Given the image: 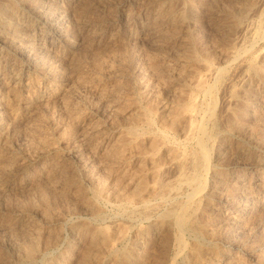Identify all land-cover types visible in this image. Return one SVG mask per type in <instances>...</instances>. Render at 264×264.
<instances>
[{
	"label": "rangeland",
	"instance_id": "1",
	"mask_svg": "<svg viewBox=\"0 0 264 264\" xmlns=\"http://www.w3.org/2000/svg\"><path fill=\"white\" fill-rule=\"evenodd\" d=\"M0 7L1 264H18L34 238L29 264H264V0H1ZM145 105L149 124L139 113ZM187 105L196 118L180 111ZM190 118L210 132V168L198 182L197 231L179 233L160 215L193 187L151 193L140 181L149 187L178 175L177 163L197 147ZM135 124L138 143L117 141Z\"/></svg>",
	"mask_w": 264,
	"mask_h": 264
},
{
	"label": "bare ground",
	"instance_id": "2",
	"mask_svg": "<svg viewBox=\"0 0 264 264\" xmlns=\"http://www.w3.org/2000/svg\"><path fill=\"white\" fill-rule=\"evenodd\" d=\"M1 1V0H0ZM160 1V0H159ZM166 1V0H165ZM168 1V0H167ZM183 2V1H182ZM236 2V1H235ZM189 3V2H188ZM244 3V2H243ZM170 4V3H169ZM191 4V3H190ZM194 4V3H193ZM247 4V3H246ZM173 5V4H172ZM168 7V6H167ZM194 7V6H193ZM256 7V6H255ZM1 8V7H0ZM10 8V7H9ZM17 8V7H16ZM4 9V8H3ZM12 9V8H11ZM189 9V8H188ZM167 10V8L165 9V11ZM168 10H170V8L168 9ZM249 10V9H248ZM158 11V10H157ZM173 11V10H172ZM258 11V10H257ZM161 12V11H160ZM170 11H168V13H169ZM182 12V11H181ZM12 13V12H11ZM235 14V13H234ZM234 14H232V15H234ZM242 14V13H241ZM4 15V14H3ZM163 15V14H162ZM174 15V14H173ZM176 15V14H175ZM189 15V14H188ZM2 16V15H1ZM171 16V15H170ZM177 16H178V14H177ZM5 17V16H4ZM11 17H12V14H11ZM78 17V16H77ZM167 17V16H166ZM182 17V16H181ZM194 17V16H193ZM238 17V16H237ZM246 17V16H245ZM263 18V16H260L259 18ZM6 18V17H5ZM86 18V17H85ZM169 18V17H168ZM171 18V17H170ZM180 18V17H179ZM240 18V17H239ZM259 18H258V20H259ZM261 18V20H263ZM1 17H0V21H1ZM173 19V18H172ZM177 19V18H176ZM171 20V19H170ZM175 20V19H174ZM173 20V21H174ZM2 22V21H1ZM261 22H263V21H261ZM261 22H259V24L261 23ZM3 23V22H2ZM180 23V22H179ZM6 25H11V22H9L8 21V23H5ZM0 25H1V23H0ZM177 25V24H176ZM188 25V24H187ZM253 25V24H252ZM184 26V25H183ZM259 26V25H258ZM257 26V27H258ZM177 27V26H176ZM249 28H250V26H249ZM251 30V29H250ZM259 30V29H258ZM258 30H256V31H258ZM83 31V30H82ZM93 32V31H92ZM100 32V31H99ZM158 32V31H157ZM264 32V31H263ZM66 33V32H65ZM262 32H259V34H261ZM175 34V33H174ZM254 34V33H253ZM264 34V33H263ZM262 34V35H263ZM67 35V34H66ZM261 35V36H262ZM87 36V35H86ZM89 36V35H88ZM173 36V35H172ZM255 36V35H254ZM11 37V36H10ZM167 38V37H166ZM91 39V38H90ZM242 40H244V39H242ZM235 41V40H234ZM40 42V41H39ZM39 42H37L38 44H39ZM89 42V41H88ZM169 42V41H168ZM191 42V41H190ZM36 42H33L32 44H37ZM184 43V42H183ZM255 43V42H254ZM29 44V43H28ZM32 44H31V46H32ZM118 44V46H119V43H117ZM40 45V44H39ZM246 45V44H245ZM70 46V45H69ZM90 46V45H89ZM235 46V45H234ZM241 46L243 47V45L241 44ZM241 47V48H242ZM246 47V46H245ZM253 47V46H252ZM36 48V47H35ZM104 48V47H103ZM237 48H238V46H237ZM236 48V49H237ZM240 48V47H239ZM238 48V49H239ZM249 48V47H248ZM251 48V47H250ZM39 49V48H38ZM89 49H90V47H89ZM261 49V48H260ZM119 50V49H118ZM192 50H194V49H192ZM192 50H190L189 49V51H192ZM244 50H246V49H244ZM251 50V49H250ZM249 50V51H250ZM90 51V50H89ZM120 51V50H119ZM236 51V50H235ZM243 50H239L238 51V53H240V52H242ZM88 52V51H87ZM92 52V51H91ZM188 52V51H187ZM193 52H195V51H193ZM199 52H201V51H199ZM198 51H197V54H200ZM202 53V52H201ZM230 53V52H229ZM86 54V53H85ZM249 54V53H248ZM253 54V53H252ZM262 54V53H261ZM196 55V54H195ZM234 55V54H233ZM191 57V59H194L195 58V56L194 55H190ZM198 56V55H197ZM243 56V55H242ZM245 56V55H244ZM258 56V55H257ZM82 57V56H81ZM183 57V56H182ZM188 57H189V55H188ZM239 57V56H238ZM251 57V56H250ZM253 57V56H252ZM79 58V57H78ZM158 58V57H157ZM197 58H199V57H197ZM233 58H235V57H233ZM246 58V57H245ZM259 58V57H258ZM264 58V57H263ZM145 59V58H144ZM185 59H186V57H185ZM191 59H190V62H191ZM204 59V58H203ZM244 59V58H243ZM196 60V62H197V59H195ZM257 60V59H256ZM261 60V59H260ZM63 61V60H62ZM146 61V60H145ZM194 60H192V62H193ZM205 61V60H204ZM207 61V60H206ZM211 61V60H210ZM246 61H248V60H246ZM251 61V60H250ZM195 62V61H194ZM202 62V61H201ZM208 62H209V60H208ZM208 62H206V63H208ZM235 62V61H234ZM233 62V63H234ZM238 62H240V61H238ZM242 62V61H241ZM240 62V64H242ZM77 63V62H76ZM103 63V62H102ZM197 63H199V62H197ZM203 63V62H202ZM212 63V62H211ZM245 63V62H244ZM71 64V63H70ZM156 64V63H155ZM154 64V65H155ZM246 64V63H245ZM257 64H258V62H257ZM67 65V64H66ZM190 65V64H189ZM196 65V64H195ZM74 66H75V64H74ZM169 66V65H168ZM209 66V65H208ZM207 66V67H208ZM101 67V66H100ZM157 67V66H156ZM155 67V68H156ZM192 67V66H191ZM243 67V66H242ZM263 67V66H262ZM154 68V69H155ZM194 67H192V69H193ZM204 68V67H203ZM247 68L249 69V70H256L257 69V65H255L254 63H252V62H249L248 64H247ZM264 68V67H263ZM120 69V68H119ZM159 69V68H158ZM170 69V68H169ZM190 69V68H189ZM195 69V68H194ZM199 69V68H198ZM259 69V68H258ZM261 70H262V68H260ZM56 70V69H55ZM162 70V69H161ZM185 70V69H184ZM204 70V69H203ZM208 70V69H207ZM209 70H210V68H209ZM221 70V69H220ZM227 70H229V69H227ZM181 71V70H180ZM190 71V70H189ZM188 71V72H189ZM199 71V70H198ZM205 71V70H204ZM218 71V70H217ZM217 71L215 72V73H217ZM223 71H224V69H223ZM92 72V71H91ZM162 72V71H161ZM209 72V71H208ZM211 72V71H210ZM253 72V71H252ZM260 72V71H259ZM258 72V73H259ZM157 73V72H156ZM180 73V72H179ZM183 73V72H182ZM204 73V72H203ZM14 74V73H13ZM190 74V73H189ZM254 74V73H253ZM191 75V74H190ZM203 75V74H202ZM208 75V74H207ZM210 75V74H209ZM217 75H218V77H217V79H214L215 77V75L213 76L214 78V80H216V83H217V81H219L221 78H222V73L221 72H219V74L217 73ZM226 75V74H225ZM252 75V74H251ZM255 75V74H254ZM95 76V75H94ZM161 76V75H160ZM79 77V76H78ZM85 77V76H84ZM87 77V76H86ZM205 77V76H204ZM81 78V77H80ZM83 78V77H82ZM170 78V77H169ZM182 78V77H181ZM185 78V77H184ZM203 78V77H202ZM210 78V77H209ZM212 78V77H211ZM254 78V77H253ZM46 79V78H45ZM179 79V78H178ZM198 79H199V77H198ZM198 79H197V81H198ZM207 79V78H206ZM78 80H80V79H78ZM99 80V79H98ZM77 81V80H76ZM165 81V80H164ZM222 81V80H221ZM85 82V81H84ZM118 82H119V80H118ZM215 82V81H214ZM210 83V82H209ZM251 83V82H250ZM212 84V83H211ZM218 84V83H217ZM8 85V84H7ZM195 85V84H194ZM193 85V86H194ZM213 85V84H212ZM219 85V84H218ZM101 86V85H100ZM103 86V85H102ZM101 86V87H102ZM197 86H198V88L199 89H202V90H206V92L208 91V92H211V87L210 86H207L206 84H205V82L202 80V79H200L199 81H198V84H197ZM196 86V87H197ZM214 86V85H213ZM212 86V87H213ZM246 86V85H245ZM121 87H122V85H121ZM195 87V86H194ZM193 87V88H194ZM208 87V88H207ZM17 88V87H16ZM252 88V87H251ZM196 89V88H195ZM218 89V88H217ZM104 90V89H103ZM114 91V90H113ZM103 92V91H102ZM191 92V91H190ZM205 92V91H204ZM138 93V92H137ZM203 93V92H202ZM212 93V92H211ZM190 94V93H189ZM204 94V93H203ZM208 94V93H207ZM215 94V93H214ZM233 94V93H232ZM17 95V94H16ZM102 95V94H101ZM204 95H206V94H204ZM209 95V94H208ZM104 96V95H103ZM182 96V95H181ZM193 96V95H192ZM199 96V95H198ZM17 97V96H16ZM142 97V96H141ZM196 97V96H195ZM195 97H194V99H195ZM213 97H214V95H213ZM145 98V97H144ZM191 98V97H190ZM231 98V97H230ZM137 99V98H136ZM194 99H192V100H194ZM209 99V98H208ZM214 99V98H213ZM250 100V99H249ZM137 101V100H136ZM190 101V100H189ZM137 102H139V101H137ZM187 102V101H186ZM185 102V103H186ZM193 102H195V103H197L195 100L193 101ZM216 102V101H215ZM145 103V102H144ZM180 103V102H179ZM184 103V102H183ZM195 103H194V105H195ZM140 104V103H139ZM147 104H148V102H147ZM212 104H214V103H212ZM179 105V104H178ZM177 105V106H178ZM191 105H192V103H191ZM65 106V105H64ZM147 105H145V107H146ZM181 106V105H180ZM209 106V105H208ZM212 106V105H211ZM138 108H139V106H137ZM144 107V106H143ZM145 107L144 108H142V110H141V112H139L140 114H141V117L143 116V119H144V121H148V123L147 124H149V121H150V118H149V116H148V114L151 112L150 110L151 109H149V107L148 108H146L145 109ZM196 107V106H195ZM202 107V106H201ZM200 107V108H201ZM205 107H206V105H205ZM210 107V106H209ZM209 107H208V109H209ZM77 108V107H76ZM156 108V107H155ZM154 108V109H155ZM162 108V107H161ZM171 108H173V107H171ZM183 109V111H190V110H192V107H190V106H186L185 108L184 107H180V109ZM212 108V107H211ZM210 108V109H211ZM154 109L152 110V113H153V111H154ZM169 109V108H168ZM173 109H175V107L173 108ZM172 109V110H173ZM182 109L180 110V111H182ZM194 109V108H193ZM238 109V108H237ZM242 109V108H241ZM244 109V108H243ZM171 110V111H172ZM206 110V109H205ZM247 110V109H246ZM74 111V110H73ZM77 111V110H76ZM159 111H161V110H158V113H160ZM169 111V110H168ZM170 111V112H171ZM175 111V110H174ZM176 111H177V108H176ZM175 111V112H176ZM182 111V112H183ZM202 111H204L203 109H202ZM239 111V110H238ZM244 111V110H243ZM69 112V111H68ZM167 112V111H166ZM178 112H179V110H178ZM181 112V113H182ZM184 112V113H185ZM193 112V111H192ZM191 111H190V113H192ZM214 112V111H213ZM245 112V111H244ZM71 113V112H70ZM74 113V112H73ZM157 113V115H159ZM169 113V112H168ZM172 113H173V111H172ZM180 113V114H181ZM208 117L209 118H211V117H213L212 115H213V113H212V110H209L208 112ZM206 113V114H207ZM242 113V112H241ZM132 114V113H131ZM130 114V115H131ZM140 114H138V115H140ZM155 114V113H154ZM239 114H240V112H239ZM243 114V113H242ZM27 115V114H26ZM137 115V116H138ZM150 115H152V114H150ZM161 115V114H160ZM171 115V114H170ZM174 115H175V113H174ZM188 115V114H187ZM192 115H193V113H192ZM196 115V114H195ZM197 115H199V114H197ZM203 116H204V114H202ZM42 116V115H41ZM75 116V115H74ZM78 116V115H77ZM177 116V115H176ZM194 116V115H193ZM192 116V117H193ZM134 117H136V116H134ZM170 117V116H169ZM178 117V116H177ZM187 117V116H186ZM191 117V116H190ZM195 117V116H194ZM237 117V116H236ZM26 118V117H25ZM136 118H138V117H136ZM160 118H161V116H160ZM164 118V117H163ZM172 118V117H171ZM196 118V117H195ZM204 118V117H203ZM215 118V117H214ZM40 119V118H39ZM133 119V118H132ZM141 119V118H140ZM153 119V118H152ZM173 119H175V118H173ZM191 119V120H190ZM189 120H190V122H189V132L190 131H192V132H197V134L199 133V137H198V139H197V147H196V149L192 152V153H190V155L189 154H187V155H189L188 156V160L187 159H185V160H183L182 158H181V160L177 163L178 165V172H176L175 171V173L174 174H176V173H178V175L174 178V177H172V178H174V179H172L173 180V183H172V180H171V182L170 183H161V181L160 182H157V181H154L155 183V185H153V183H152V186L150 187H148L147 185H145V183L143 184V182H141L140 181V187H142L143 188V190L144 189H146V192H147V190L149 189L150 190V192L151 193H155L156 192V189H158V188H163V187H166V189H168V188H171V190L172 189H174V191L177 189V188H179L178 186H180V185H183V184H185V185H191L192 187H193V189H191V193L189 194V196L185 199V201H182V200H180V201H182V203L180 202V203H178V205H175V206H173V207H171V209H169V210H166V211H164V212H162V214L160 215L161 216V218H160V221L161 222H163V223H166V224H168L169 226H172V228L174 227L179 233L182 231V230H184V229H192V230H194V231H197L196 230V228H195V226H197V225H195V216H196V212H197V210L199 209V203H198V200H197V198L199 197V195L201 194V192H202V188L199 186V180L201 179V176L203 175V173L205 172L206 173V171L208 170V167H209V153H208V145H206L207 143H206V139L207 138H209L210 137V132L204 127V126H206V125H204V124H202L201 122L199 123V121L198 122H195L194 120H192V119H194V118H190ZM205 119V118H204ZM241 119V118H240ZM13 120H15V119H13ZM130 120V119H129ZM24 121V120H23ZM32 121V120H31ZM137 121V120H136ZM139 122L141 121L142 122V120H138ZM186 121H187V119H186ZM133 122V121H132ZM168 122V121H167ZM171 122H173V121H171V119H170V122L169 123H171ZM211 122V121H210ZM21 123V122H20ZM131 123V122H130ZM129 123V124H130ZM175 122H173V124H174ZM204 123V122H203ZM207 123H208V121H207ZM25 124V123H24ZM132 124V123H131ZM139 124V123H138ZM142 124V123H141ZM140 124V125H141ZM143 124H146V123H143ZM142 124V125H143ZM165 124V123H164ZM172 124V125H173ZM172 125H170V127L172 126ZM236 125V124H235ZM38 126V125H37ZM158 126H160V125H158ZM174 126V125H173ZM127 127H128V125H127ZM142 127V126H141ZM216 127V126H215ZM240 127V126H239ZM244 127V126H243ZM20 128V127H19ZM138 127H137V125L135 124V125H131L130 127H128L127 129H126V131H125V134L124 135H122L121 134V137L119 138V139H117V141H120L121 142V144L123 143H130V144H132V143H135L136 141H137V143L139 142V140H140V134H139V132H138V129H137ZM175 128V127H174ZM214 128V127H213ZM226 128H227V126H226ZM225 128V129H226ZM42 129V128H41ZM141 129V128H140ZM171 129V128H170ZM20 130V129H19ZM23 130V129H22ZM188 130V129H187ZM186 130V131H187ZM210 130V129H209ZM3 131V130H2ZM143 130H141V132H142ZM165 131V130H164ZM160 132V131H159ZM162 132H163V130H162ZM143 133V132H142ZM166 133V132H165ZM160 135H161V133H159ZM159 134H158V136H159ZM163 134H164V132H163ZM162 134V135H163ZM190 134V133H189ZM193 134V133H192ZM191 134V135H192ZM161 135V136H162ZM190 135V136H191ZM196 135V134H195ZM29 136V135H28ZM46 136V135H45ZM45 136H44V138H45ZM91 136V135H90ZM119 136V135H118ZM142 136V135H141ZM165 136H166V134H165ZM169 136V135H168ZM187 136H188V134H187ZM190 136H188V137H190ZM213 136V135H212ZM164 137V136H163ZM192 137V136H191ZM37 138V137H36ZM159 138V137H158ZM184 138V137H183ZM196 138V137H195ZM211 138V137H210ZM90 139V138H89ZM156 140V142H155V144L158 146V142H157V138H155ZM160 139H162V138H160ZM167 139V138H166ZM212 139V138H211ZM40 140V139H39ZM191 140V139H190ZM208 140V139H207ZM33 141V140H32ZM36 141V140H35ZM46 141V140H45ZM167 141V140H166ZM3 142V141H2ZM35 142H33V144H34ZM40 143V142H39ZM164 143V142H163ZM173 143V142H172ZM209 143H210V141H209ZM215 143V142H214ZM32 144V145H33ZM115 144V143H114ZM117 144V143H116ZM115 144V145H116ZM30 145H31V143H30ZM46 145V144H45ZM111 145V144H110ZM129 145V144H128ZM133 145V144H132ZM245 146V145H244ZM2 147V146H1ZM46 147H48V146H46ZM122 147H123V145H122ZM136 147V146H135ZM139 147V146H138ZM156 147V146H155ZM171 147V146H170ZM173 147V146H172ZM111 148H115V146L114 147H111ZM119 148V147H118ZM121 148V147H120ZM174 148V147H173ZM192 148V147H191ZM167 149V148H166ZM192 149H194V148H192ZM192 149H191V151H192ZM210 149H211V147H210ZM209 149V150H210ZM241 149V148H240ZM120 150H122V149H120ZM173 149L171 148V151H172ZM185 150H186V148H185ZM188 150H190V149H188ZM47 151V150H46ZM95 151V150H94ZM164 151V150H163ZM169 151V150H168ZM108 152V151H107ZM116 152V151H115ZM121 152V151H120ZM119 152V153H120ZM172 152H175V148H174V150L172 151ZM171 152V153H172ZM177 152V151H176ZM183 152H185V151H183ZM112 153H114V152H112ZM116 153H118V152H116ZM126 153V152H125ZM107 154H110V153H107ZM145 154V153H144ZM161 154V153H160ZM174 154V153H173ZM105 155V154H104ZM112 155V154H111ZM114 155H116V154H114ZM186 155V154H185ZM184 155V156H185ZM187 155H186V157H187ZM109 156V155H108ZM118 157H119V155H117ZM143 156V155H142ZM159 156V155H158ZM168 156H170V155H168ZM173 156V155H172ZM176 156V155H175ZM56 157V156H55ZM113 157V156H112ZM117 157V158H118ZM160 157V156H159ZM174 157V156H173ZM121 158H123L122 156H121ZM141 158H143V157H141ZM149 158V157H148ZM153 158V157H152ZM163 159V158H162ZM118 160V159H117ZM1 161V160H0ZM126 161H128V160H126ZM170 161V160H169ZM169 161H167V162H169ZM178 161V160H177ZM158 162V161H157ZM161 162V161H160ZM3 163V162H2ZM112 163V162H111ZM139 163V162H138ZM174 163H175V161H174ZM4 164V163H3ZM2 164V165H3ZM124 164V163H123ZM12 166V165H11ZM152 166V165H151ZM176 166V167H177ZM2 167V166H1ZM144 167V166H143ZM150 167V166H149ZM66 168V167H65ZM175 168V167H174ZM210 168V167H209ZM56 169V168H55ZM10 170V169H9ZM49 170V169H48ZM106 172V171H105ZM125 172V171H124ZM140 172V171H139ZM161 172H162V170H161ZM13 173V172H12ZM58 173V172H57ZM126 173V172H125ZM147 173V172H146ZM157 172H155V174H156ZM34 174V173H33ZM56 174V173H55ZM151 174H153V173H151ZM207 174V173H206ZM27 175V174H26ZM47 175V174H46ZM129 175V174H128ZM138 176V178L140 177L139 176V174H137ZM141 175H143V174H141ZM154 175V174H153ZM215 175V174H214ZM226 175V174H225ZM48 176H49V174H48ZM126 176V175H125ZM154 176H156V175H154ZM206 176V175H205ZM204 176V177H205ZM26 178V177H25ZM33 178V177H32ZM156 178V177H155ZM161 178V177H160ZM49 179V178H48ZM117 179H120V177L119 178H117ZM221 179V178H220ZM40 180V179H39ZM46 180H47V178H46ZM50 180V179H49ZM142 180L144 181V179L142 178ZM145 180L146 181H148V179H147V177L145 178ZM157 180H158V178H157ZM48 181V180H47ZM51 181V180H50ZM137 181V180H136ZM151 181H152V179H151ZM159 181V180H158ZM217 181V180H216ZM133 182V181H132ZM164 182V181H163ZM40 183V182H39ZM117 183V182H116ZM135 183V182H134ZM138 183V182H137ZM205 183H203V185H204ZM135 185H137L136 183H135ZM1 186V185H0ZM42 186V185H41ZM116 186V185H115ZM138 186V187H139ZM185 187V186H184ZM183 187V188H184ZM188 187V186H187ZM203 187V186H202ZM1 188V187H0ZM181 188V187H180ZM179 188V189H180ZM182 188V189H183ZM41 189H42V187H41ZM45 189V188H44ZM101 189V188H100ZM134 189V188H133ZM137 189H141V188H137ZM160 189H159V192H161L160 191ZM165 189V188H164ZM164 189L162 190V191H164ZM165 189V190H166ZM178 189V190H179ZM96 190H97V187H96ZM102 190V189H101ZM143 190H142V192H143ZM1 191V190H0ZM130 191V190H129ZM170 191V190H169ZM98 194H99V190L98 191H96ZM141 192V193H142ZM146 192L145 193H143V194H145V196H146ZM186 192V191H185ZM45 193V192H44ZM102 193V192H101ZM180 193V192H179ZM184 193V192H183ZM188 193V192H187ZM95 194V193H94ZM174 194V193H173ZM206 194V193H205ZM243 194V193H242ZM96 195V194H95ZM186 195V194H185ZM105 196V195H104ZM137 196V195H136ZM138 196H139V194H138ZM141 196V195H140ZM139 196V197H140ZM177 196V195H176ZM241 196V195H240ZM142 197H143V195H142ZM151 197V196H150ZM153 197V196H152ZM157 197V196H156ZM179 197H180V195H179ZM124 198H125V196H124ZM173 199H174V197H172ZM183 198H184V195H183ZM131 199V198H130ZM145 199H146V197H145ZM155 199V198H154ZM96 200V199H95ZM136 201L138 200H140L141 202H142V200H141V198L140 199H135ZM169 200H170V196H169ZM168 200V201H169ZM172 200V199H171ZM99 201V200H98ZM101 201V200H100ZM131 201H132V199H131ZM135 201V202H136ZM208 201V200H207ZM206 201V202H207ZM86 202V201H85ZM87 202H89V201H87ZM102 202V201H101ZM173 202V201H172ZM171 202V203H172ZM205 202V201H204ZM93 203V202H92ZM96 203V202H95ZM138 203V202H137ZM151 203H153V202H148V201H146V200H143V202H142V205L144 206V207H148L149 208V210L148 211H151V212H153L154 211V207L153 206H151L150 204ZM154 204V203H153ZM160 204V203H159ZM2 205V204H1ZM90 205V204H89ZM95 205V204H94ZM129 205V204H128ZM131 205V204H130ZM132 205H133V203H132ZM209 204L207 203V205L206 206H208ZM92 206V205H91ZM118 206V205H117ZM140 206V205H139ZM138 207V206H137ZM140 207H142V206H140ZM204 207V206H203ZM158 208V207H157ZM21 209V208H20ZM137 209V208H136ZM201 209H202V207H201ZM142 210V209H141ZM208 210V209H207ZM97 211V210H96ZM126 211V210H125ZM132 211H134V210H132ZM157 211V210H156ZM159 211V210H158ZM21 212V211H20ZM26 212V211H25ZM101 212V211H100ZM136 212V211H135ZM139 212V211H138ZM137 212V213H138ZM199 212H201V211H199ZM208 212H209V210H208ZM95 213V212H94ZM124 213V212H123ZM140 213V212H139ZM159 214V213H158ZM139 215V214H138ZM153 215V214H152ZM31 216V215H30ZM99 216V215H98ZM157 216V215H156ZM160 216H158V217H160ZM203 216V215H202ZM37 217V216H36ZM102 217V216H101ZM110 217V216H109ZM116 217V216H115ZM136 217V216H135ZM47 218V217H46ZM100 218V217H99ZM98 218V219H99ZM11 219V218H10ZM97 219V218H96ZM158 219V218H157ZM88 220V219H87ZM210 220H211V218H210ZM155 221H156V219H155ZM215 221V220H214ZM94 222V221H93ZM154 222V221H153ZM158 223H159V221H157ZM161 222H160V224H161ZM209 222V221H208ZM29 223V222H28ZM80 223V222H79ZM3 224V223H2ZM155 224V223H154ZM203 224V223H202ZM30 225H31V223H30ZM108 225V224H107ZM142 225V224H141ZM159 225V224H158ZM164 225V224H163ZM195 225V226H194ZM154 226V225H153ZM161 226H162V224H161ZM208 226V225H207ZM211 226V225H210ZM77 227V226H76ZM116 227V226H115ZM142 227V226H141ZM146 227H148V226H146ZM159 227H160V225H159ZM198 227V226H197ZM200 227V226H199ZM27 228V227H26ZM121 228V227H120ZM140 228V227H139ZM171 228V229H172ZM32 229V228H31ZM33 229H35L36 230V227H34ZM106 229V228H105ZM126 229V228H125ZM214 229H216V228H214ZM10 230V229H9ZM100 230V229H99ZM103 230V229H102ZM113 230V229H112ZM207 230V229H206ZM11 231V230H10ZM20 231H21V229H20ZM29 231V230H28ZM101 231V230H100ZM111 231V230H110ZM113 231H115V230H113ZM127 231V230H126ZM125 231V232H126ZM193 231V232H194ZM13 232H14V230H13ZM27 232V231H26ZM35 232H37V231H35ZM137 232V231H136ZM174 232H175V230H174ZM200 232V231H199ZM203 232V231H202ZM209 232V231H208ZM214 232H216V231H214ZM29 233H30V231H29ZM32 233V232H31ZM30 233V234H31ZM34 233V232H33ZM38 233L40 234L41 232L40 231H38ZM43 233V232H42ZM97 233V232H96ZM102 233H103V231H102ZM188 233V232H187ZM198 233V232H197ZM206 233H207V231H206ZM25 234V233H24ZM117 234H118V231H117ZM136 234V233H135ZM189 234V233H188ZM195 234V233H194ZM200 234V233H199ZM11 235V234H10ZM125 235V234H124ZM149 235V234H148ZM212 235V234H211ZM26 236H27V234H26ZM29 236V235H28ZM31 236V235H30ZM30 236H29V238H30ZM97 236V235H96ZM118 236V235H117ZM194 236V235H193ZM20 237V236H19ZM55 237V236H54ZM94 237H95V235H94ZM176 237V236H175ZM174 237V238H175ZM28 238V237H27ZM39 238V237H38ZM38 238H37V240H38ZM50 238V237H49ZM56 238V237H55ZM106 238V237H105ZM118 238V237H117ZM209 238V237H208ZM45 239V238H44ZM115 239V238H114ZM137 239V238H136ZM179 239V240H178ZM178 239H177V241H181V243L183 244L184 242H182V239H181V237L180 236H178ZM194 239H195V237H194ZM197 239V238H196ZM214 239V238H213ZM28 240V239H27ZM97 240V239H96ZM107 240V239H106ZM168 240V239H167ZM31 241V245H30V247L29 248H27V247H23L22 246V250L20 249L19 251H21V253H20V255H19V259L17 258V260L19 261V263L18 264H29V263H31L32 262V260L34 259L33 257H34V251H35V249H36V241H35V238L34 239H31L30 240ZM46 241V239L44 240V242ZM104 241V240H103ZM111 241H113L112 239H111ZM116 241V240H115ZM138 241V240H137ZM136 241V242H137ZM141 241V240H140ZM140 241H138V242H140ZM186 241V240H185ZM8 242H9V240H8ZM98 242V241H97ZM101 242V241H100ZM99 242V243H100ZM110 242V241H109ZM154 242V241H153ZM93 243V242H92ZM102 243V242H101ZM111 243V242H110ZM148 243H150V242H148ZM167 243H169V242H167ZM199 243V242H198ZM197 243V244H198ZM11 244V243H10ZM19 244V243H18ZM95 244H96V242H95ZM98 244V243H97ZM96 244V245H97ZM106 244V243H105ZM105 244H101V245H105ZM139 244V243H138ZM184 244H186V243H184ZM39 245V244H38ZM74 245V244H73ZM106 245H108V244H106ZM179 245V244H178ZM193 245H194V242H193ZM54 246V245H53ZM63 246V245H62ZM94 246V245H93ZM92 246V247H93ZM98 247H99V244L97 245ZM96 246V247H97ZM113 246H114V244L112 245V243H111V245H108V247H106V249H107V251H108V253L109 254H111V253H113L114 254V249H113ZM183 246V245H182ZM215 246V245H214ZM37 247H39V246H37ZM68 247V246H67ZM89 247V246H88ZM187 247V246H186ZM192 247H194V246H192ZM196 247H197V245H196ZM202 247H203V245H202ZM205 247H206V249H207V246L205 245ZM18 248H19V246H18ZM21 248V247H20ZM104 248V247H103ZM183 248V247H182ZM98 249V248H97ZM100 249H101V247H100ZM105 249V250H106ZM191 249V248H190ZM200 249H201V247H200ZM202 249H205V248H202ZM216 249V248H215ZM103 250V249H102ZM102 250H100L101 252H102ZM115 250H116V248H115ZM212 250V249H211ZM211 250H209L210 251V253H211ZM223 250V249H222ZM38 251V250H37ZM53 251V250H52ZM161 251V250H160ZM189 251H191V250H189ZM195 251V250H194ZM201 251V250H200ZM208 251V250H207ZM208 251V252H209ZM216 251V250H215ZM218 251V250H217ZM216 251V252H217ZM131 252V251H130ZM177 252V251H176ZM195 252H197V251H195ZM199 252V251H198ZM203 252H205V251H203ZM213 252V251H212ZM88 253V252H87ZM98 253V252H97ZM162 253V252H161ZM207 253V252H206ZM43 254V253H42ZM41 254V255H42ZM93 254V253H92ZM98 254H100V253H98ZM104 254V253H103ZM106 254V253H105ZM155 254V253H154ZM184 254V253H183ZM182 254V255H183ZM186 254V253H185ZM196 254V253H195ZM18 255V254H17ZM85 255V254H84ZM102 255V254H101ZM115 255V254H114ZM159 255V254H158ZM177 255V254H176ZM201 255V254H200ZM200 255H198V256H200ZM204 255H205V253H204ZM203 255V256H204ZM206 255H208V254H206ZM92 256V255H91ZM104 256V255H103ZM109 256V255H108ZM111 256V255H110ZM163 256V255H162ZM202 256V255H201ZM202 256V258H205V257H203ZM212 256V255H211ZM105 257V256H104ZM113 257V256H112ZM121 257V256H120ZM185 257V256H184ZM183 257V258H184ZM207 257V256H206ZM57 258V257H56ZM84 258V257H83ZM86 258V257H85ZM124 258H126V257H124ZM161 258V257H160ZM178 258V257H177ZM40 259V258H39ZM88 259V258H87ZM104 259H106V258H104ZM187 259V258H186ZM194 259V258H193ZM192 259V260H193ZM16 260V261H17ZM82 260V259H81ZM97 260H99V259H97ZM115 260V259H114ZM162 260V259H161ZM175 260V259H174ZM182 260V259H181ZM184 260V259H183ZM188 260V259H187ZM34 261V260H33ZM49 261V260H48ZM93 261V260H92ZM124 261V260H123ZM172 261V260H171ZM195 262H196V260H194ZM200 261V260H199ZM11 262V261H10ZM89 262V261H88ZM120 262V261H119ZM155 262V261H154ZM184 263L186 262V261H183ZM4 263V262H3ZM12 263V262H11ZM49 263V262H48ZM57 263V262H56ZM80 263H81V261H80ZM100 263V262H99ZM124 263H126V262H124ZM160 263V262H159ZM189 263H191V262H189ZM232 263V262H231ZM1 264V263H0ZM62 264V263H61ZM83 264V263H82ZM101 264V263H100ZM171 264V263H170ZM172 264H173V262H172ZM186 264H187V262H186ZM196 264V263H195Z\"/></svg>",
	"mask_w": 264,
	"mask_h": 264
}]
</instances>
